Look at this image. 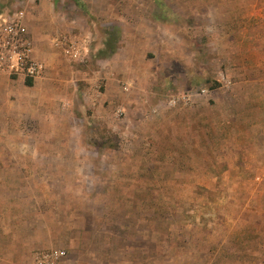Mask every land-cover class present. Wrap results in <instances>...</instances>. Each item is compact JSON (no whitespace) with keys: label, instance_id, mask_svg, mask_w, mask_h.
I'll use <instances>...</instances> for the list:
<instances>
[{"label":"rangeland","instance_id":"rangeland-1","mask_svg":"<svg viewBox=\"0 0 264 264\" xmlns=\"http://www.w3.org/2000/svg\"><path fill=\"white\" fill-rule=\"evenodd\" d=\"M243 2L264 12V0H0V15L26 10L47 64L31 84L0 78V264L49 247L68 264H264V17L258 41L237 40ZM60 34L86 40L82 59Z\"/></svg>","mask_w":264,"mask_h":264},{"label":"built area","instance_id":"built-area-1","mask_svg":"<svg viewBox=\"0 0 264 264\" xmlns=\"http://www.w3.org/2000/svg\"><path fill=\"white\" fill-rule=\"evenodd\" d=\"M86 40L67 34L56 35L54 44L63 50L71 59L84 57ZM35 42L27 25V12L24 8L0 15V73L10 76L31 78L33 80L44 75L46 62L35 56ZM227 83H230L227 80ZM183 100L188 102L185 94ZM170 103L175 105L178 99L173 95ZM120 114L125 108L119 109ZM69 253L62 247L40 248L34 253L32 264H68Z\"/></svg>","mask_w":264,"mask_h":264},{"label":"crops","instance_id":"crops-1","mask_svg":"<svg viewBox=\"0 0 264 264\" xmlns=\"http://www.w3.org/2000/svg\"><path fill=\"white\" fill-rule=\"evenodd\" d=\"M228 9H230V8H228ZM260 9H262V8L259 7V6H257V4H255V3H250V2L249 3L248 2H243L242 3L241 10H237V12L235 13L236 21L237 22H242V23H239V29L236 30L235 37H236L237 40H241V41H244V40L255 41V40H257L258 41L260 39L259 34H257V28H256V26H257L256 24H259L261 22V21H258V20H260L261 18L264 17V12L262 10H260ZM225 12H226V8L225 7H221L220 8L219 16H215L213 22H216V23L219 22L221 24H224L225 22L227 23L229 20L225 21L223 19L224 18V15H225ZM238 15H239V18H238ZM229 19H232V18H229ZM27 20H28V18H27ZM27 25H28V21H27ZM33 31H34V34L37 33V31L35 32V29H33ZM39 31L40 32H43V34L45 35L46 32H49L48 26H46V25L45 26H41V28L39 29ZM38 37L39 38L42 37V34L40 33ZM34 42H35V39H34ZM140 43L141 42H139V44H134L133 46H127L126 48H128L129 51L130 50H133L132 47L139 46ZM252 48H253V51L254 50L255 51L257 50V47H255V46L251 47V49ZM241 53H242V55H241L242 57L243 56H247V55H251V54H252L251 56H254V53H244V52H241ZM34 54H35L36 57H38L40 59H43V58L40 57V54L41 53L39 51V47H37L36 44H35ZM126 54H129V53H126ZM255 54H257V53H255ZM128 62L130 63L129 60H128ZM7 76H10V75L5 74V73H0V78L1 79H6ZM43 76H45V73H44ZM43 76H41V78ZM32 82H33V79H32ZM124 86H125L124 89L129 90L130 89V82L125 81ZM117 94H120L121 95L122 93H121V91H119L117 93L114 83H112L111 79L108 80L107 86H106V89H105V97H107V98H109V99L112 100V99H114L116 97ZM122 105L123 106H121L120 108H124V104H122ZM255 148L257 149V147H255ZM1 208H3V200H1V203H0V209ZM228 213L229 212H225V211L224 212L223 211L220 212L221 216H223V217H224V214H228ZM225 216L228 217L229 215H225ZM211 221L212 222H215V221H218V220L217 219H213ZM239 222L240 221H238L235 224V226L237 225L236 226V229L237 230L235 232L238 235L237 238L241 240L243 238V230H241V227L239 225ZM220 223H224V222L221 221ZM234 223H235L234 220L227 221V224H230V227ZM2 245L3 244L0 243V257H3L4 256L3 255L4 254L3 251H4L5 248H3ZM251 262L253 263V261H251Z\"/></svg>","mask_w":264,"mask_h":264},{"label":"trees","instance_id":"trees-1","mask_svg":"<svg viewBox=\"0 0 264 264\" xmlns=\"http://www.w3.org/2000/svg\"><path fill=\"white\" fill-rule=\"evenodd\" d=\"M113 45V42H111V45H110V47H111V49H110V53H113L114 51H115V46H112ZM27 83L28 84H31L32 83V79L31 78H27Z\"/></svg>","mask_w":264,"mask_h":264}]
</instances>
